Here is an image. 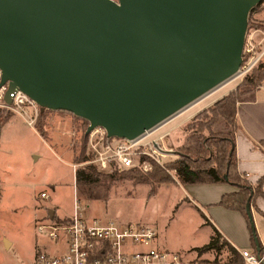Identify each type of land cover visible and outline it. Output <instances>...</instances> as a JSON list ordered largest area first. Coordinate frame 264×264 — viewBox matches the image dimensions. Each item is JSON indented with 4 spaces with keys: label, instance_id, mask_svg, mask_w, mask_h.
<instances>
[{
    "label": "water",
    "instance_id": "obj_1",
    "mask_svg": "<svg viewBox=\"0 0 264 264\" xmlns=\"http://www.w3.org/2000/svg\"><path fill=\"white\" fill-rule=\"evenodd\" d=\"M261 0H0V83L131 138L230 77ZM52 209H49L51 217ZM257 247L249 199L245 202Z\"/></svg>",
    "mask_w": 264,
    "mask_h": 264
},
{
    "label": "rangeland",
    "instance_id": "obj_2",
    "mask_svg": "<svg viewBox=\"0 0 264 264\" xmlns=\"http://www.w3.org/2000/svg\"><path fill=\"white\" fill-rule=\"evenodd\" d=\"M262 15L264 1L247 17L250 23L262 22ZM263 60L264 57L257 59L252 67H259ZM244 75L227 78L210 93L183 106L161 123L155 133H165L162 144L170 149L160 157V162L151 161L148 171L135 167L134 170L144 177L139 181L124 171L129 167L111 165L100 169L86 160L77 162L83 136L85 159L89 155L85 119L66 110L38 108L34 123L29 125L15 112L2 108L8 112L4 113L7 118L12 119L6 129L0 131V264H30L36 250L57 252L62 249L65 238L62 232H59L56 245L51 238L36 231V224L45 221V209L52 207L49 203L56 205L59 211H69L73 191L87 217L117 220L122 225L146 223L155 229L153 244L161 248L178 252L185 259L213 256L224 259L225 249L197 252L213 232L195 204L186 200L174 170L166 168L165 163L178 157L176 149L183 133L187 132L181 125L193 114L176 124L177 121L199 106L194 113L210 105L236 85L239 90L264 86L263 78L253 84H243ZM221 128L220 117L209 126L211 131ZM203 133L207 131L203 130ZM82 164H90L100 173L98 183L89 189L74 184V170ZM154 166L163 169L168 177L166 181L156 182L149 175ZM253 222L264 236V218L253 212Z\"/></svg>",
    "mask_w": 264,
    "mask_h": 264
},
{
    "label": "built area",
    "instance_id": "obj_3",
    "mask_svg": "<svg viewBox=\"0 0 264 264\" xmlns=\"http://www.w3.org/2000/svg\"><path fill=\"white\" fill-rule=\"evenodd\" d=\"M241 57L237 70L228 78L244 75L257 59L264 57V27L246 26ZM6 90V81L0 83V108L15 112L32 125L39 105L18 88L8 91L10 101L6 102ZM165 119L131 138L106 135L99 125L91 127L86 137L89 150L86 162L100 169L117 165L148 171L151 161L160 162V157L170 149L162 144L165 133H155ZM44 218V222L36 224V231L51 238L56 245L59 232H62L65 236L62 243L66 246L57 252L36 250L30 264H264V236L255 227L257 247L253 241L246 247H239L220 236L219 250L225 249L224 259L215 256L185 259L178 252L153 244L156 232L149 224L129 222L122 225L114 220L87 217L74 191L70 213L49 217L46 211ZM233 252L238 262L230 261Z\"/></svg>",
    "mask_w": 264,
    "mask_h": 264
},
{
    "label": "trees",
    "instance_id": "obj_4",
    "mask_svg": "<svg viewBox=\"0 0 264 264\" xmlns=\"http://www.w3.org/2000/svg\"><path fill=\"white\" fill-rule=\"evenodd\" d=\"M264 0H261V3ZM255 4L249 10V13L259 4ZM248 13V14H249ZM256 24L264 27V23L256 21L250 23L247 17V25ZM264 79V60L259 67H252L250 71L242 78L244 83H256L259 79ZM258 86V85H256ZM255 86V87H256ZM253 87V88H255ZM238 89V85L234 89L228 90L220 97L215 99L210 105L200 109L192 115V117L184 121L181 125L183 129L187 130L182 135V141L178 144L176 152L178 157L167 161L166 168L174 170L178 182L195 183V182H227L235 189L222 192L217 200V204L227 208L234 209L241 213L247 227L250 230L249 220L245 211V202L249 199V204L255 212L260 215L264 214L256 207L255 198L257 196L264 197V191L261 184L264 182L263 177H259L255 182L251 183L236 169L234 156V137L233 133L237 126L235 119V103L246 92L253 89ZM242 95V96H241ZM0 108V124L7 119V113ZM40 113V112H39ZM221 118L223 128L219 131H211L209 129L216 118ZM87 123V121H86ZM203 130L207 133L204 134ZM77 162L85 160V137H82ZM135 167H129L124 170L130 177L142 180L143 175L136 172ZM138 170V169H137ZM74 184L83 188H91L98 183L100 173L96 172L90 164H82L74 170ZM149 175L156 182H163L167 180V174L159 166H154L149 172ZM251 233V231H250ZM219 233L213 229V234L210 235L206 244L197 248V252L213 247L219 251L221 243L219 242ZM252 239V236H251ZM231 262H238L239 258L236 254L231 256Z\"/></svg>",
    "mask_w": 264,
    "mask_h": 264
},
{
    "label": "crops",
    "instance_id": "obj_5",
    "mask_svg": "<svg viewBox=\"0 0 264 264\" xmlns=\"http://www.w3.org/2000/svg\"><path fill=\"white\" fill-rule=\"evenodd\" d=\"M200 107L189 112L176 124L190 117ZM11 119V117H8L0 124V131L3 128L6 129ZM235 119L237 126L233 137L236 169L243 174L245 173V177L253 183L259 177L264 178V86H256L236 101ZM179 187H181L186 200L192 201L200 215L205 217L206 224L211 227L212 232L213 229L217 230L221 237L239 247H246L252 241L250 230L241 213L217 204L221 193L235 189V186L227 182H195L183 183ZM262 189L264 191V185ZM254 202L256 207L264 214V197L257 196ZM49 204L52 206L49 209L53 210L51 216L54 217L66 215L71 211V208L67 212L61 211V209L59 211L56 205ZM201 208L203 210H200ZM49 209H45L48 214ZM251 210L253 216L255 211H253V208ZM261 216L264 218L263 215ZM92 217L104 220L98 216ZM8 240L9 244H12L11 240ZM62 245L63 247L60 250H64L66 246L64 243Z\"/></svg>",
    "mask_w": 264,
    "mask_h": 264
},
{
    "label": "bare ground",
    "instance_id": "obj_6",
    "mask_svg": "<svg viewBox=\"0 0 264 264\" xmlns=\"http://www.w3.org/2000/svg\"><path fill=\"white\" fill-rule=\"evenodd\" d=\"M226 79H227V78H226ZM224 81H225V80L221 81L220 83H222V82H224ZM220 83H219V84H220ZM219 84H218V85H219ZM218 85H215V86H218ZM214 88H215V87H212L211 89H214ZM211 89H209V90L206 91L205 93H207V94L210 93L209 91H212ZM205 93H203V94H205ZM203 94H202V95H203Z\"/></svg>",
    "mask_w": 264,
    "mask_h": 264
}]
</instances>
